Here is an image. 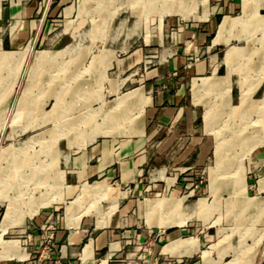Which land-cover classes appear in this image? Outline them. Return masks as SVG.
I'll return each mask as SVG.
<instances>
[{"label":"rangeland","instance_id":"374dc122","mask_svg":"<svg viewBox=\"0 0 264 264\" xmlns=\"http://www.w3.org/2000/svg\"><path fill=\"white\" fill-rule=\"evenodd\" d=\"M178 1L78 0L74 29L87 28L84 33L90 44L80 36L81 41L68 50L34 51L44 45L34 47L30 41L21 49L0 51V241L17 240L23 249L21 245L29 243L27 234L20 245L15 236L19 228H4L26 222L42 207L64 202V195L75 190V186H66L64 171L59 168L63 154L72 152L75 145L111 134L142 111L146 97L137 90L119 93L111 88L110 92L117 93L115 102V96L104 98V82L110 80L107 69L115 48L122 50L117 54L124 55L161 30L173 40L187 19H205L210 12L208 0H186V6ZM252 1L254 9H246L252 8L251 13L245 15L237 9L234 14L240 16H224L217 26L218 36L224 20L230 25L213 40L231 43L225 54L226 74L216 80L206 76L210 79H204L202 85H212L202 91L197 90L199 81L193 83L196 102L204 94L214 93V99L204 103L205 130L214 133L209 137L215 140L214 156L207 162L213 196L209 201L213 202L200 197L203 205L197 211L191 206L200 199L186 204L182 197L160 196L145 203L146 221L160 229L183 226L192 218L201 219L204 226L216 225L211 228L209 243L213 244L201 250L209 264H213L210 253L217 255L220 249L224 250L217 263L221 258L224 264H257L264 259V191L259 194L255 188L261 176L245 169L249 152L264 144V16L257 12L259 0ZM246 3L248 0H243L244 8ZM87 19H91L90 26L83 22ZM77 47L80 50L75 54H66ZM86 57L88 64L79 69ZM232 74L233 86L237 82L239 86L238 103L235 98L233 104L229 102ZM86 82L92 85L83 86ZM134 98L137 104L127 105ZM106 103L112 105L106 107ZM123 107L127 110L120 116L117 113ZM263 178L259 190H263ZM103 184L83 182L79 186L77 196L66 203L72 223L89 214L96 217L97 226L108 221L124 194ZM178 200L182 206L175 205ZM140 217L141 228L146 230L144 216ZM163 242L162 238L158 244ZM11 250H16L13 242ZM151 255L152 246L142 243L135 264H155Z\"/></svg>","mask_w":264,"mask_h":264},{"label":"crops","instance_id":"0c3cea01","mask_svg":"<svg viewBox=\"0 0 264 264\" xmlns=\"http://www.w3.org/2000/svg\"><path fill=\"white\" fill-rule=\"evenodd\" d=\"M77 4L78 0H0V51L21 49L30 41L34 47L44 45L34 51H57L80 42V36L90 44L89 35L84 33L87 28L74 29ZM207 6L208 16L187 19L173 40L168 39L166 30H161L124 55L117 54L121 49H114L107 69L110 80L104 82V98L115 96V102L117 93L110 92L111 88L119 93L137 90L146 97L142 111L111 134L75 145L76 149L62 155L59 168L64 171V182L66 186H75V190L64 195V202L40 208L20 225L5 227L7 231L18 227L15 236L19 244L25 234L29 243L21 245L23 252L17 240H1L13 242L16 250L1 253L0 264H135L142 243L152 246L150 259L155 264H209L201 250L213 244L209 243L213 237L211 228L216 225L204 226L201 219L192 218L183 226L160 229L149 225L145 215L147 199L160 196L182 197L186 204L200 197L213 202L209 201L213 196L209 191L207 162L214 156L215 140L209 137L214 133L205 130L204 103L213 100L214 93L204 94L196 102L193 83L199 81L197 90L202 91L212 85H202L204 79H210L206 76L216 80L226 74L225 54L231 43L213 42L217 26L224 16H240L234 14L235 10L245 11L246 15L255 6L252 0H248L245 8L243 0H208ZM248 6L253 9L246 11ZM257 12L264 16V0H259ZM90 20L83 22L90 26ZM77 49L80 50L77 47L66 54H75ZM85 64L88 57L78 68ZM234 74L231 104L235 98L238 103L239 94L238 82V93L233 86ZM86 85L92 83L83 84ZM136 104V98L127 102L131 107ZM111 105L106 103V107ZM126 110L120 108L117 114L123 116ZM248 155L245 169L261 176L255 184L260 194L264 191V186L259 190L264 176V144L254 147ZM83 182L105 183L124 194L102 226H97L92 214L83 215L78 223L68 218L66 203L77 196ZM105 203L103 206L107 207ZM140 215L144 216L146 230L141 228ZM162 238L163 244H158ZM223 250L213 257L210 253L213 264L225 263L222 258L220 263L216 262ZM257 264H264V259Z\"/></svg>","mask_w":264,"mask_h":264},{"label":"bare ground","instance_id":"6f19581e","mask_svg":"<svg viewBox=\"0 0 264 264\" xmlns=\"http://www.w3.org/2000/svg\"><path fill=\"white\" fill-rule=\"evenodd\" d=\"M131 1H133V3L134 2H136V0H130V3H131ZM155 1H158V0H155ZM179 2V4L181 3L182 5H185L186 6V0H179L178 1ZM245 2H246V0H245ZM230 25H228L227 24V21L226 20H224L223 22H222V24L219 26V33H218V38L220 37V35H221V33H222V31H224L226 28H228ZM119 27V26H118ZM99 29V28H98ZM115 30H117V28L115 29ZM115 34V33H114ZM113 34V35H114ZM115 37V36H114ZM217 41V40H216ZM69 48H71V45H69V46H67V47H65L64 48V50H68ZM71 51H72V49H71ZM67 52V51H66ZM230 53V52H229ZM228 53V54H229ZM233 52H231L230 53V55L232 54ZM264 100V99H263ZM219 144H222V140L220 139L219 140ZM220 147V146H219ZM218 148V147H217ZM218 156V155H217ZM85 189V188H84ZM253 201V200H252ZM182 202L180 201V200H178L176 203H175V205H178V206H182V204H181ZM259 204V203H258ZM202 205H203V203L201 202V199L198 201V202H196L194 205H192L191 206V208L192 209H195V211H197L198 209H200V207H202ZM176 207V206H175ZM174 208V207H173ZM171 209V208H170ZM171 211V210H170ZM11 247H12V242H1L0 241V254L2 253V255H3V253H10V252H13L12 250H11ZM2 255H0V257H2Z\"/></svg>","mask_w":264,"mask_h":264}]
</instances>
